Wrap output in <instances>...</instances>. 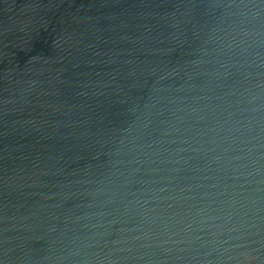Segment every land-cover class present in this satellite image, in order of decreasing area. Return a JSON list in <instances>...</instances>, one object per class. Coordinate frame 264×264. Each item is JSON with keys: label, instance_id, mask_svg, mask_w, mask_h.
Returning <instances> with one entry per match:
<instances>
[{"label": "water", "instance_id": "1", "mask_svg": "<svg viewBox=\"0 0 264 264\" xmlns=\"http://www.w3.org/2000/svg\"><path fill=\"white\" fill-rule=\"evenodd\" d=\"M0 264H264V0H0Z\"/></svg>", "mask_w": 264, "mask_h": 264}]
</instances>
